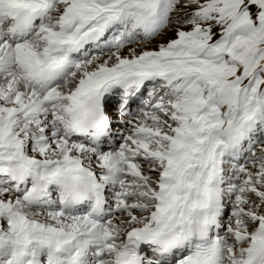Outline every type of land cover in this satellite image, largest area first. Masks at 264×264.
Masks as SVG:
<instances>
[{
  "label": "snow or ice",
  "instance_id": "snow-or-ice-1",
  "mask_svg": "<svg viewBox=\"0 0 264 264\" xmlns=\"http://www.w3.org/2000/svg\"><path fill=\"white\" fill-rule=\"evenodd\" d=\"M0 264H264V0H0Z\"/></svg>",
  "mask_w": 264,
  "mask_h": 264
}]
</instances>
